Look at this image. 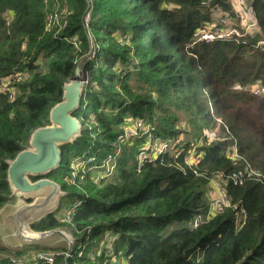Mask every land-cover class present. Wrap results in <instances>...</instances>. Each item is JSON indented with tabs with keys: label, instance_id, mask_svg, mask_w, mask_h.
<instances>
[{
	"label": "trees",
	"instance_id": "trees-1",
	"mask_svg": "<svg viewBox=\"0 0 264 264\" xmlns=\"http://www.w3.org/2000/svg\"><path fill=\"white\" fill-rule=\"evenodd\" d=\"M63 3L66 26L47 31L53 3L0 0V76L29 73L13 100L0 93V211L13 199L9 161L29 147L37 128L51 124L50 111L79 66L88 80L74 113L81 134L61 146L56 169L31 177L56 181L64 199L77 202L70 220L52 212L31 224L37 232L66 228L75 238L72 255L63 247L54 264L91 263L93 246L78 257V242L105 231L116 237L114 256L127 264H264V93H253L264 87V0H248L246 10L253 7L258 20L254 36L234 23L245 22L246 10L240 14L232 0ZM225 17L240 37L200 39L225 26ZM140 120L138 134L125 137L123 125ZM218 123L230 138L197 147L204 157L194 167L175 155L179 143L187 149ZM162 144L164 153L140 158L143 147ZM75 159L86 168L73 180ZM108 160L113 171L95 180V167ZM249 168L263 177L248 176ZM214 177L223 179L228 205L205 219ZM198 216L204 219L194 227ZM176 222L188 225L172 229ZM105 259L114 264L97 257ZM0 264L13 263L0 256Z\"/></svg>",
	"mask_w": 264,
	"mask_h": 264
},
{
	"label": "built area",
	"instance_id": "built-area-1",
	"mask_svg": "<svg viewBox=\"0 0 264 264\" xmlns=\"http://www.w3.org/2000/svg\"><path fill=\"white\" fill-rule=\"evenodd\" d=\"M45 2L49 5L53 3V8L50 10V12L47 15L46 30L50 31L52 29H56L60 31L67 24V20L65 17L69 13L68 7L64 3H61L60 0H45ZM244 16L247 19H249V24L247 26L245 33H247V31L251 27H255L257 29L258 20L255 14L254 8L253 7L248 8ZM11 20H12V16L10 12H7V14L5 15L6 24H10ZM90 21H91V10L88 12V14L85 17L86 28H89ZM221 23H224L225 26H223L222 28H216L210 32L202 33V35L200 36V39H205V40H210V39H215V38L229 39L232 36L240 37L242 35V33L237 28L227 27L229 24V21L226 17L221 19ZM70 41H72L75 45H77L76 37H72ZM258 46L264 47V39L258 42ZM96 51H97L96 47L92 46L91 58L95 57ZM42 62L43 61H40L41 66L43 65ZM28 76H29V73L26 70H16L8 76H0V93L6 94L10 100H13L17 94L18 84L24 82L28 78ZM253 93L256 95H260L264 93V87L260 85H256L253 88ZM123 127H124L125 137H131V136H134V134L135 135L138 134V128L144 127V123L141 120L136 123H132L130 121V122H126L125 125H123ZM218 140H219L218 138L208 135V142H210L211 144H214ZM182 146L180 145V148L175 149L173 152L177 156L181 154L184 155V161L186 165H188L189 167H194L196 164H198L203 159L204 153L201 151H198V148H197L201 146L200 144H195V145L191 144L187 149H183ZM146 148L148 149H145L144 151H141L140 153L141 159L152 158L154 154L155 156H157L158 154L164 153L166 145L165 144L160 145L157 150H155V148H153V150H150L149 147H146ZM233 153L234 154H232L231 157L236 159V157L238 156L236 145L235 147H233ZM110 162L111 160H108L101 167H95V168H100V171H102L101 175L98 176L99 178L108 176V174L113 171L114 168L112 164H110ZM72 167L74 169L72 172V179L75 180V178L80 175V171H82V173L84 174L86 163L80 160H76V162H74V166ZM101 169H104V170H101ZM247 174L250 177H255L259 179L263 177L261 172H258L257 170H254L252 168H249L247 170ZM80 176L81 178H83L82 175ZM239 176H242V173H238V175L234 174L232 176L235 183L242 181ZM216 185L214 187L215 194H216L215 201L213 200V202L210 204V208H209L208 213L206 214L205 219H209L213 217L215 214L221 213L224 210V208L228 205V199L226 195L225 186L219 188ZM70 217H71V213L69 211L66 214V219L70 220ZM203 219L204 218L202 216L196 217L194 219L193 226L197 227L202 222ZM115 238L116 237L112 232L105 231L101 233L99 236H96L90 239L87 238L85 242L79 241L78 247H77L78 257L84 256V252L87 246L92 245L94 248L90 252L92 262L91 263H81V264H108V261L106 259L102 263L97 260V257H101L104 255L107 258H111L114 264H127L125 262L126 260L121 261L120 259L116 258V256H114L115 255L114 254ZM72 240H73V246H74L75 238L73 237ZM62 253L66 255V257H70L72 255L71 249L69 248L65 250V252H62ZM57 255L58 253L54 251L38 250V251L32 252L30 255H13L10 257V260L13 264H34V263L35 264H43V263L54 264Z\"/></svg>",
	"mask_w": 264,
	"mask_h": 264
},
{
	"label": "water",
	"instance_id": "water-1",
	"mask_svg": "<svg viewBox=\"0 0 264 264\" xmlns=\"http://www.w3.org/2000/svg\"><path fill=\"white\" fill-rule=\"evenodd\" d=\"M87 84L88 81L85 76H82V69L78 66L74 76L63 87L62 101L50 111L51 124L37 128L30 138L29 147L19 152L14 160L9 161L8 179L13 190L28 194V199L33 198L34 195L32 194H41V196L36 195L38 196L36 202L27 204L22 209L23 216L19 217L18 213L8 216L9 221H11L15 215L16 222L13 218L12 224H17L15 234L23 242H40L49 235L60 234L69 242V249L73 247V237L67 230L56 229L37 232L30 228L31 226L28 225L27 221L32 218L40 219L59 207L60 194L64 193L61 186L49 178L32 181L31 177L45 175L56 169L62 161L61 146L73 142L81 134L82 123L74 113L81 106ZM49 204H52V207L48 209ZM44 208L48 210L43 211L44 213L42 212L40 215H35L39 209ZM22 219H24L23 223L21 222ZM25 224L32 233H37L39 236L37 238L25 237L22 234Z\"/></svg>",
	"mask_w": 264,
	"mask_h": 264
},
{
	"label": "rangeland",
	"instance_id": "rangeland-1",
	"mask_svg": "<svg viewBox=\"0 0 264 264\" xmlns=\"http://www.w3.org/2000/svg\"><path fill=\"white\" fill-rule=\"evenodd\" d=\"M64 0H60L61 3H63ZM50 2V1H48ZM232 4L234 5V7L236 8V10L238 12H240V14H243L247 8L248 5V0H232ZM240 17V16H239ZM242 17V16H241ZM243 21H247V18L245 17L243 19ZM245 22H240L238 20H235L234 23H236L237 25L240 24V27L242 28V30L247 29V23ZM249 24V23H248ZM257 31V29L255 27H251L247 33H254ZM83 76V74H82ZM221 121V120H219ZM220 123V122H219ZM217 124L213 130L210 129H205L203 131V133L200 135L199 138L195 137L193 139H191L192 144H200V145H209L211 144L210 142H208V135L218 138V142L219 141H223L226 138H230L228 136L229 134V130L227 128H225V130L221 129L220 124ZM135 135V134H134ZM135 137V136H131L130 138ZM181 146L183 145L182 143ZM191 145V144H190ZM180 148V147H179ZM145 148L143 147L141 151H144ZM177 149V148H175ZM174 149V150H175ZM74 162H76V159L72 161V165L74 166ZM111 164V162H110ZM102 173V171L98 170L95 173V180H97ZM217 184V185H216ZM215 185L219 188L224 187V181L221 177H214V179L212 180L211 184H210V188L208 191V196H209V201L210 204L213 202V200L215 201ZM14 191V190H13ZM16 193L15 195H13V199L11 200V202L9 204H7L1 211H0V248H2L3 250L7 251V253H0L1 257H11L13 255H20L23 254L25 251H30V250H35L32 249V247L34 248L35 246L37 247L36 249H53V251H57L59 249H62L63 247H69V242L64 238V236L60 235V234H52L47 236L46 238L43 239V241L41 242H23L22 240L19 239V237L16 236L15 232L17 230V224L13 223L12 226V220L14 218V222H16L15 219V215H17V213L19 214L18 216L21 217L23 216L22 213V209L27 205V204H32L34 202H36V200H38V196H41V194L35 193L32 194L34 195L33 198H30V201L28 200V194L22 192V191H16L14 192ZM38 195V196H36ZM64 193L60 194V202H59V207L57 209H55L54 212H56L59 216L65 217L68 211H71V209H74V207L76 206L77 202L75 200H66L64 199ZM20 209V213L18 212V210ZM28 210V209H27ZM26 210V212H27ZM53 211V210H52ZM14 215V217H12L11 221L8 222L6 220V216L4 215ZM22 219V223H23ZM31 220V221H30ZM28 222V225L31 226L32 223L38 221L39 219L35 220V218L30 219ZM185 222H176L174 223L172 229L177 228V227H182L184 226ZM188 225V224H187ZM31 228V227H30ZM64 230H67L66 228H62ZM61 229V230H62ZM12 231H13V236H12ZM65 235H69L68 233H64ZM32 245V246H30ZM25 254V253H24Z\"/></svg>",
	"mask_w": 264,
	"mask_h": 264
},
{
	"label": "bare ground",
	"instance_id": "bare-ground-1",
	"mask_svg": "<svg viewBox=\"0 0 264 264\" xmlns=\"http://www.w3.org/2000/svg\"><path fill=\"white\" fill-rule=\"evenodd\" d=\"M51 207H52V204H49L48 209L51 208ZM48 209H47V208H44V209H42V210L39 209V211H37V212L35 213V215H40L43 211L45 212V211H47ZM44 212H43V213H44ZM30 218H31V217H30ZM30 218H29V219H30ZM22 234H24L25 237H32V238H37V237L39 236L37 233H32V232L27 228V224L24 225V228H23V230H22Z\"/></svg>",
	"mask_w": 264,
	"mask_h": 264
},
{
	"label": "crops",
	"instance_id": "crops-1",
	"mask_svg": "<svg viewBox=\"0 0 264 264\" xmlns=\"http://www.w3.org/2000/svg\"><path fill=\"white\" fill-rule=\"evenodd\" d=\"M14 192H15V191H13V195L16 194V193H14ZM2 209H3V208H2ZM2 209H1V210H2ZM68 212H69V211H68ZM4 215H5V213H4ZM5 216H6V220H7L8 222H10L9 219H8V216H9V215H5ZM10 218H11V217H10ZM12 226H13V224H12ZM11 234H12V236H13V231H12ZM42 241H43V240H42ZM42 241H41V242H42ZM32 243H34V242H32ZM30 246H32V245H30ZM36 248H37L36 246H35L34 248L32 247V249H35V250L25 251V252H24L25 254L23 253V254H20V255H30L32 252H35V251H38V250H50V249H44V248H41V249H36ZM66 248L68 249L69 247H66ZM67 249H66V250H67ZM50 251H53V249H51ZM54 252H55V251H54ZM1 253L4 254V253H7V251L3 250V251H1ZM34 264H35V263H34Z\"/></svg>",
	"mask_w": 264,
	"mask_h": 264
}]
</instances>
